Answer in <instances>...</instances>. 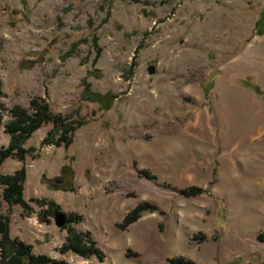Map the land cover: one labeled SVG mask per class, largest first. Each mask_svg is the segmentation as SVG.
<instances>
[{
    "label": "rangeland",
    "instance_id": "1",
    "mask_svg": "<svg viewBox=\"0 0 264 264\" xmlns=\"http://www.w3.org/2000/svg\"><path fill=\"white\" fill-rule=\"evenodd\" d=\"M260 20L264 0H0V148L35 97L83 123L68 147L43 144L52 123L24 143L33 210L4 204L11 237L70 264H264ZM33 198L79 215L103 260L62 253L67 230Z\"/></svg>",
    "mask_w": 264,
    "mask_h": 264
},
{
    "label": "trees",
    "instance_id": "2",
    "mask_svg": "<svg viewBox=\"0 0 264 264\" xmlns=\"http://www.w3.org/2000/svg\"><path fill=\"white\" fill-rule=\"evenodd\" d=\"M257 30L264 31V20H260L257 24ZM99 56L95 57L97 60ZM11 120L6 125V133L11 137L8 146L0 148V166L9 157L17 158L23 162L21 168L12 174H4L0 171V264H70L62 259H52L43 254L32 253L30 245H24L17 239L11 237L10 224L11 216L9 211L3 209L4 204H8L9 208L12 205H20L25 214L31 213L32 205L24 198V189L27 178L26 159L27 155L31 154L34 149H26L24 143L27 139L45 123H52L53 129L48 133L43 144H64L66 147L72 143V133L79 125H82V120H70L68 117L54 113L50 105L41 97H35L30 101V107L15 105L11 110ZM1 124V120H0ZM69 167L64 166L61 171V176L66 173ZM72 170V169H71ZM71 189L73 187H70ZM197 188H189L184 193L195 194ZM48 203L51 207V213L56 214L58 205L53 201L46 199L33 198L31 202ZM156 208L147 203L138 205L132 212L128 213L123 221V226H127L131 222L138 219L144 211ZM80 221L79 215L69 213L66 224L63 226L68 232L66 239L60 248L62 253L71 252L91 258L96 256L99 260H103V252L97 246V242L89 233L78 231L73 223ZM19 247L24 248L25 253L21 256L17 255ZM171 264H197L194 261L186 260L185 258H176L171 260Z\"/></svg>",
    "mask_w": 264,
    "mask_h": 264
},
{
    "label": "water",
    "instance_id": "3",
    "mask_svg": "<svg viewBox=\"0 0 264 264\" xmlns=\"http://www.w3.org/2000/svg\"><path fill=\"white\" fill-rule=\"evenodd\" d=\"M154 72V68L150 67V73ZM56 217V222L58 226H63L66 224L67 221V214L63 211H57L55 214ZM25 253L24 248L19 247L18 251H17V255L21 256Z\"/></svg>",
    "mask_w": 264,
    "mask_h": 264
},
{
    "label": "flooded vegetation",
    "instance_id": "4",
    "mask_svg": "<svg viewBox=\"0 0 264 264\" xmlns=\"http://www.w3.org/2000/svg\"><path fill=\"white\" fill-rule=\"evenodd\" d=\"M59 180H60V179H56L55 181H57V182H58Z\"/></svg>",
    "mask_w": 264,
    "mask_h": 264
},
{
    "label": "crops",
    "instance_id": "5",
    "mask_svg": "<svg viewBox=\"0 0 264 264\" xmlns=\"http://www.w3.org/2000/svg\"><path fill=\"white\" fill-rule=\"evenodd\" d=\"M25 195V194H24Z\"/></svg>",
    "mask_w": 264,
    "mask_h": 264
}]
</instances>
